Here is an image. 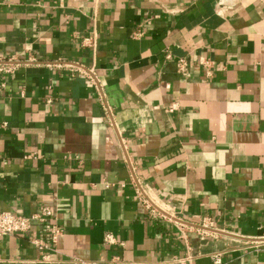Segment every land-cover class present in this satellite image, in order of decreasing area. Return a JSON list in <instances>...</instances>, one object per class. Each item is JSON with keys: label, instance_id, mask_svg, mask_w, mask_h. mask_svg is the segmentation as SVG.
Here are the masks:
<instances>
[{"label": "crops", "instance_id": "obj_1", "mask_svg": "<svg viewBox=\"0 0 264 264\" xmlns=\"http://www.w3.org/2000/svg\"><path fill=\"white\" fill-rule=\"evenodd\" d=\"M0 65V211H50L0 264H264V0H0Z\"/></svg>", "mask_w": 264, "mask_h": 264}, {"label": "built area", "instance_id": "obj_2", "mask_svg": "<svg viewBox=\"0 0 264 264\" xmlns=\"http://www.w3.org/2000/svg\"><path fill=\"white\" fill-rule=\"evenodd\" d=\"M85 41H88L86 39ZM184 61L180 60V69L183 67ZM12 71V67L0 65V74L9 73ZM137 199L142 207L148 212L152 217L160 220L169 219L171 216L166 214L163 209L154 201L152 198L146 195L142 188L138 187L136 192ZM50 217V211L47 208H42L38 212L31 214L29 216L17 215L8 211H0V238L7 236H12L15 234H25L31 228L33 222L46 223ZM201 228L203 229H213V223L210 219H203L201 222ZM46 234L50 243H55L57 237L60 235V231L55 225H49L46 228ZM105 244H114V239L111 235H106L104 237ZM199 255L191 250L190 247H186L184 256L174 257L171 264H193L195 258ZM214 263L220 264L219 255H213ZM116 260H113L111 264H116Z\"/></svg>", "mask_w": 264, "mask_h": 264}]
</instances>
